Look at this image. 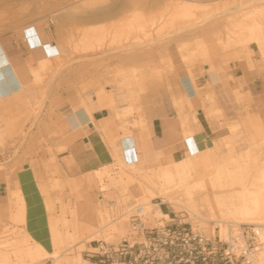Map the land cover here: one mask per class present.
Segmentation results:
<instances>
[{
	"label": "rangeland",
	"instance_id": "rangeland-1",
	"mask_svg": "<svg viewBox=\"0 0 264 264\" xmlns=\"http://www.w3.org/2000/svg\"><path fill=\"white\" fill-rule=\"evenodd\" d=\"M105 10L121 15L100 25L81 21ZM257 26L264 28V0H0V38L37 27L43 38L56 32L60 48L59 57L30 67L22 93L0 100V174L10 181L19 171H33L51 251L28 234L23 196L10 184L0 213V264H86L94 241H120L138 205L148 211L160 203L177 212L190 208L211 231L214 224L235 223L236 211L264 214L259 102L243 86L209 85L197 90V111L181 82L184 74L193 83L224 74L241 61L253 70L257 60L264 77V39L262 46L253 42ZM64 88L83 105L113 108L102 127L113 165L73 171L65 158L68 132L52 104ZM154 108L176 116L178 143L187 149L183 158L171 160L174 148L155 152ZM201 123L207 134L198 151L194 137ZM133 135L147 145L137 166H128ZM258 258L264 262V251Z\"/></svg>",
	"mask_w": 264,
	"mask_h": 264
},
{
	"label": "crops",
	"instance_id": "crops-1",
	"mask_svg": "<svg viewBox=\"0 0 264 264\" xmlns=\"http://www.w3.org/2000/svg\"><path fill=\"white\" fill-rule=\"evenodd\" d=\"M121 12L112 16L95 18L93 15L81 19L84 24H104L118 19ZM58 35L52 33L49 36L46 32L43 38L37 27H29L22 33L9 34L0 38V100L9 99L15 94L22 93L30 82V67H37L43 61L53 60L60 56ZM247 61H241L234 66V69L221 74L216 71L214 74H207L192 82L188 75H182L181 82L187 85L188 97L193 109L200 111L201 101L197 90L211 86L217 90L233 89L243 86L245 90L253 93V98L259 102L260 115L264 117V77L262 76L263 64L257 60L253 63V70ZM52 104L57 108L59 120L63 122L68 132V151L65 158L73 163V171L76 174H88L97 172L115 163L112 150L107 146L102 127L110 118L107 110L112 107H97L83 105L75 91L64 88L52 97ZM151 118V144L155 152H161L167 148H174L170 155L172 161L183 158L187 149L185 144L178 143V122L176 116L163 115L159 109L154 108ZM207 134L204 125L200 124L198 134L194 139L198 151L205 144ZM131 152L130 161L126 165H136L140 161V151L147 145L136 136L129 137ZM181 141V139H180ZM185 142V138H184ZM123 143L120 142L123 157ZM125 146V144H124ZM127 149L130 147H126ZM128 149V150H129ZM127 156V152L124 151ZM116 158V157H115ZM12 185L18 189L23 196L25 203V227L28 234L35 242L42 246L46 252L51 251V237L46 226L43 215V206L40 199V192L32 170L17 172L10 181L3 174H0V213L5 210L7 204L8 188ZM4 193L5 195H3ZM4 199V200H3ZM6 203V204H5ZM93 245H90L92 248Z\"/></svg>",
	"mask_w": 264,
	"mask_h": 264
},
{
	"label": "built area",
	"instance_id": "built-area-1",
	"mask_svg": "<svg viewBox=\"0 0 264 264\" xmlns=\"http://www.w3.org/2000/svg\"><path fill=\"white\" fill-rule=\"evenodd\" d=\"M148 211L135 206L127 233L117 243L94 241L86 264H264V231L251 224L212 225L191 211L169 203ZM213 234H209V232Z\"/></svg>",
	"mask_w": 264,
	"mask_h": 264
},
{
	"label": "bare ground",
	"instance_id": "bare-ground-1",
	"mask_svg": "<svg viewBox=\"0 0 264 264\" xmlns=\"http://www.w3.org/2000/svg\"><path fill=\"white\" fill-rule=\"evenodd\" d=\"M153 0H141V2L144 4V5H149L151 2H152ZM199 1H201V0H199ZM203 1V0H202ZM157 2V1H156ZM155 2V3H156ZM112 7H114V6H112ZM155 7V6H154ZM108 9V8H107ZM123 10V9H122ZM114 10H105L104 12H102L101 11V13H103V14H101L100 12L97 14L96 12V14H97V16H96V18L97 17H102V16H106V17H108V16H112L113 15V12ZM115 11H118V9L117 10H115ZM95 14V15H96ZM117 14V13H116ZM91 16V15H90ZM95 17V16H94ZM184 30V29H183ZM256 31H257V38H256V40H254L255 38H253V42H256V43H258V45H260V44H263V39L264 38H261V36H264V28H262V27H258L257 26V29H256ZM254 37V36H253ZM260 46H262V45H260ZM263 49H264V47H263ZM264 51V50H263ZM44 62V61H43ZM151 62V61H150ZM39 72V71H38ZM41 74H43V73H41ZM40 75V74H39ZM159 75V74H158ZM157 76V75H156ZM158 77V76H157ZM1 81V80H0ZM19 94V93H18ZM16 95V94H15ZM179 109H181V108H179ZM164 196V195H163ZM168 196V195H167ZM171 202L173 203V204H176V205H182V203L181 202H179V201H177V200H175V201H173L172 199H171ZM154 207H155V209L158 211V213H159V207H158V205H156V204H154L153 205ZM142 207H144V206H142ZM144 208H146V207H144ZM189 211H191L193 214H195V212L192 210V209H190V208H187ZM196 216H197V214H195ZM198 217V216H197ZM233 217L235 218V223H244V224H251V225H254V226H258V227H261L262 229H263V231H264V214L263 213H261V211L260 212H256V213H253V214H251V213H249L247 210H243V211H236L234 214H233ZM214 220V219H213ZM228 223V222H227ZM83 226V225H82ZM77 227H79V226H77ZM116 229V228H115ZM97 230V229H96ZM117 230V229H116ZM80 234V233H79ZM76 235V234H75ZM87 235V234H86ZM78 236V235H77ZM76 236V237H77Z\"/></svg>",
	"mask_w": 264,
	"mask_h": 264
}]
</instances>
